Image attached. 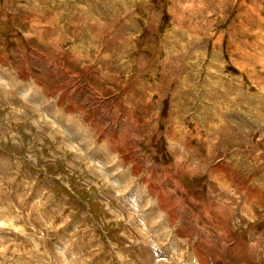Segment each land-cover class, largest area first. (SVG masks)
Here are the masks:
<instances>
[{"label": "rangeland", "instance_id": "rangeland-1", "mask_svg": "<svg viewBox=\"0 0 264 264\" xmlns=\"http://www.w3.org/2000/svg\"><path fill=\"white\" fill-rule=\"evenodd\" d=\"M0 264H264V0H0Z\"/></svg>", "mask_w": 264, "mask_h": 264}]
</instances>
